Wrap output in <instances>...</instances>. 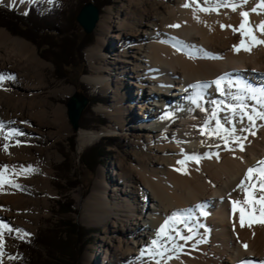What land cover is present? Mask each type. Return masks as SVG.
<instances>
[{
    "label": "bare ground",
    "instance_id": "1",
    "mask_svg": "<svg viewBox=\"0 0 264 264\" xmlns=\"http://www.w3.org/2000/svg\"><path fill=\"white\" fill-rule=\"evenodd\" d=\"M37 1L0 0V5L25 13ZM218 2L126 0L115 10L107 8L96 23V45L87 51L93 74L84 81L110 97L109 106L96 110L115 126L80 131L78 144H92L113 134L122 136L131 149L138 143L145 149L140 156L122 155L109 170L100 169L82 203L81 222L104 225L99 238L101 264H156V260L160 264L264 262V226L241 228L239 212L231 211L232 200H244L245 193L236 186L247 168L264 160V120L256 118L252 127L246 115L241 123L239 109L236 115L230 110V106L242 102L250 115L255 116L253 108L264 111L256 100L249 99L251 93L244 88L264 89V44L253 46L250 52H237L233 46L242 38L249 44L251 41L239 31L233 32L232 27H221H238L240 11H248L255 26L264 21V9L252 13L251 8L260 0H249L235 12L225 7L209 12L197 10ZM235 2L242 4L243 0ZM186 3L190 7L182 6ZM173 24L180 27H169ZM254 35L264 40L259 30ZM46 66L31 43L0 29V73L15 77L0 83V121L7 126L5 131L16 128L23 133L7 140L0 134V171L8 165L5 178L20 185L0 186V224L22 230L0 228V264H7V258L17 253L15 248L7 247L6 238L29 239L37 230L40 216L47 214L48 197L55 194L48 148L71 133L66 108L40 96ZM220 77H224L223 95L213 83ZM197 83L203 87H190ZM72 92L71 87L54 91ZM233 96L242 100H234ZM213 111L226 128H236V136L247 137L242 141L243 151L239 142H232V137L222 131L219 135L227 137V145L216 135L202 134L205 123V131L216 128ZM225 117L231 119V124L224 122ZM242 128L251 130L241 132ZM4 144L9 145L7 152ZM32 148L46 153L47 158L31 154ZM194 155L202 157L199 163L189 160L184 166L177 164L185 156ZM21 166H31L35 171L21 173ZM199 206L206 216L200 214ZM180 210L191 216L188 226L193 232L189 233L184 224L170 221L169 234L158 236L164 221ZM173 228L193 235V239L181 240ZM22 233L28 235L21 238ZM154 239L159 240L155 246L151 244ZM173 244L178 247L173 248ZM158 252H164L163 258L155 255ZM90 258L86 253L84 263Z\"/></svg>",
    "mask_w": 264,
    "mask_h": 264
},
{
    "label": "rangeland",
    "instance_id": "2",
    "mask_svg": "<svg viewBox=\"0 0 264 264\" xmlns=\"http://www.w3.org/2000/svg\"><path fill=\"white\" fill-rule=\"evenodd\" d=\"M88 0H86L87 2ZM126 0H114V3L109 6H105L102 8V11L99 15V18L104 16L107 12V8H111L115 10L118 6H120L123 2ZM24 2V0H23ZM41 2V4H38V6H32L36 9L37 12L43 14L44 17L49 19V22L46 23V26L49 27H57L60 29H65L70 26L69 20L71 16L75 15V12H79L81 6L85 5L84 0H39L37 2H32L29 6L35 5L36 3ZM91 2V1H89ZM0 9L5 11H15L19 15H25V13L28 12L29 7L25 11V13H20L16 9H11L9 7H5L0 5ZM0 29L5 28L0 27ZM96 28L92 34L93 42L84 50V58L87 63V69L86 72L83 70V66H78L74 68H69L66 70V80L57 79L55 77V72L53 69V65L50 62V55L51 53L44 54V56L47 57L48 60L42 59L48 66L43 68V74H44V86L42 87L40 93V96L47 99L49 103L53 105H63L66 108V99H75L77 109L81 111L82 121L86 122L89 127L85 129H79L76 132V146L75 151L70 149L71 144L69 141V136H71L73 132V128L68 120L67 115V108H66V115H67V122L70 126L71 133L67 135L66 137L61 138L60 140L56 141L55 143H52L49 146V153L51 154L50 157V169L52 170L51 174V187L53 192H55L54 195H51L48 197L49 207L47 208V214H42L39 218L38 226L36 232L31 235L29 239H15L13 237L6 238L7 240V247L11 250L13 248L16 249L17 253L15 256L8 257L6 260L7 264H46L45 259V251L41 246H37L34 242L36 240V236L39 233L45 232L47 228H51L52 225H54L53 230L51 231H60V220L59 215L65 216V213L61 211L60 209L57 211L56 208V202L61 197H68L71 198L74 201L73 208L75 209L76 213L72 215V217L75 219L77 223H79L81 226L85 228H94L95 231H93L92 234L89 235L90 241L87 242L85 245L84 250L81 253V256L79 258L80 264H101L102 263V257H103V248H101L99 244V238L104 232V225H86L81 222V212H82V203L84 199L87 197V195L90 193L92 186L97 178V173L100 169L109 170L110 166L116 165L119 158L122 155H132L135 153L137 156H140L142 153H144L143 144L138 143L135 148H129L126 141L123 140L122 136L120 135H105L102 138H116L115 145L108 149L110 154H107L104 159L102 160V164L97 167L96 171H90L86 168H84L80 162L78 155L82 153L83 150L90 147L91 145L95 144L96 142L84 146H80L78 144L77 136L80 131H101L105 128L115 126V123L111 121L108 117L105 115L98 113L96 108L100 106H109V103L111 101L110 97L102 92L98 87H93L90 84H88L86 81H84V78L86 76L92 75L93 71L91 70L90 64L87 59V51L96 45V34H95ZM7 33H9L7 31ZM28 36L31 37L30 32H25ZM24 33V34H25ZM73 34L77 36L79 40H81L82 36H89L85 35L76 23L75 30L73 31ZM9 35H11L9 33ZM12 37H18L26 40L27 42L31 43L27 38L20 37V36H13ZM51 36L55 37L56 33L51 32ZM58 36V35H57ZM50 43V42H49ZM35 49L37 55L40 54L41 49L37 48L33 43H31ZM39 52V53H38ZM39 57V55H38ZM41 59V58H40ZM86 85L88 91H84L82 86ZM65 87H71L73 88V92L69 94H62L58 93L55 94L54 91L56 89L65 88ZM93 92L100 93L105 98V104L103 105H93L91 107L90 101L87 99V95L91 96ZM135 93V91H131V94ZM65 102V105L63 104ZM87 109L89 111H87ZM135 113H138L135 112ZM80 115V116H81ZM94 116L104 117L107 119V123L104 125L97 124L96 120H94ZM54 144V145H53ZM146 152V151H145ZM31 154L41 158H47L46 153H39L35 148H32ZM58 155V157H57ZM78 157V158H77ZM67 160V173L70 172L68 175L64 170H60L59 164L63 160ZM65 164V165H66ZM64 168V167H63ZM59 169V171H58ZM74 173L78 180H79V186L76 187L74 190L70 192L69 187L70 185L65 183V177H71V174ZM72 178V177H71ZM108 180V179H107ZM79 195V198L77 196ZM41 211H43L44 207L43 205L40 206ZM57 235L61 236L62 232H55ZM88 253L90 255L89 262L84 263L83 257L84 255ZM94 258V259H93ZM2 263H5L3 260Z\"/></svg>",
    "mask_w": 264,
    "mask_h": 264
},
{
    "label": "trees",
    "instance_id": "3",
    "mask_svg": "<svg viewBox=\"0 0 264 264\" xmlns=\"http://www.w3.org/2000/svg\"><path fill=\"white\" fill-rule=\"evenodd\" d=\"M89 1L96 6L99 14L103 7L114 3V0H88L87 2ZM87 2L84 0V4ZM77 13L78 11L75 12L74 16H71L69 20L70 26L68 28L60 29L46 26L49 19L37 12L34 7H31L29 12L24 16L18 15L14 11L0 9V27L5 28L11 35L25 37L37 48H42L40 54H38L41 59L48 60L44 54L51 53L50 62L53 65L55 77L65 81L66 70L69 68L83 66L84 72L87 71L88 68H86L87 63L84 58V50L93 42L92 35L82 36L81 40H79L77 36L73 34L76 26L75 17ZM52 31L56 33L55 37L51 36ZM25 32H30L31 37ZM82 88L84 91H88L86 85H83ZM87 99L90 101L91 107L100 103L105 104V98L100 93H93L91 96L87 95ZM68 100L69 99H66V102ZM63 104H65V102ZM87 111L89 110L87 109ZM82 117L83 115H81L78 120V129L89 127L86 122L82 121ZM93 119L96 120L99 125L107 123V119L104 117L94 116ZM69 141L71 144L70 149L75 151L76 130H73L72 135L69 136ZM115 143L116 138L100 139L78 155L80 164L90 171H96L97 167L102 164L104 157L110 154L108 149L112 148ZM66 163L68 162L65 159L59 166H61V171L64 170V172L67 173L68 164ZM69 173L68 171L67 175ZM71 177H65L66 185H70V192L80 185L74 173L71 174ZM73 205L74 201L71 198L61 197L56 202L57 211L60 209L65 213V216L59 215L58 218L60 220V231H51L53 230L52 227H54V225H52L50 229L47 228L45 232L39 233L36 236L34 243L44 249L46 264H80L79 258L81 253L87 242L90 241L89 235L92 234L95 229L85 228L75 221L72 217V215L76 213ZM55 232H62V234L59 236Z\"/></svg>",
    "mask_w": 264,
    "mask_h": 264
},
{
    "label": "snow or ice",
    "instance_id": "4",
    "mask_svg": "<svg viewBox=\"0 0 264 264\" xmlns=\"http://www.w3.org/2000/svg\"><path fill=\"white\" fill-rule=\"evenodd\" d=\"M211 0H204L205 4H210ZM249 0H243L242 4H238L235 2V0H219L218 3L213 5L212 7H202L198 8V11H204V12H209V11H218L219 8L225 7V8H231L233 12L237 11L238 8H241L243 4H248ZM183 7L187 8L190 7V4H184L182 5ZM258 9H264V0H260V3L257 4L255 7L251 8L252 13H258ZM27 14V13H25ZM239 15L242 17L241 22L239 23L238 27H233L232 25H221L222 28L224 27H232L233 32L239 31L242 37H247L250 41L251 44L247 43L245 39H241L238 45H234L233 48L235 51L239 52L241 49L244 51H251L253 46L256 45H261L264 44V40L258 39L254 35L255 30H259L261 34H264V21H261L259 24L252 26L251 22L249 20V15L250 13L248 11H240ZM197 20H199V17H196ZM169 27L173 28H178L180 25L178 24H173L169 25ZM6 79H15V77L11 74H4L0 73V83H2ZM224 80V77H220L217 80H215L213 83L217 86V89L221 91V94H225L223 89L221 88L222 81ZM229 84H231V81H229ZM192 88H200L203 87L200 83L190 85ZM245 90L251 93V96L249 99H254L256 102L261 106V108H264V89H253L250 86L244 85ZM232 99L241 101L242 98L240 96H233ZM224 101H220V104H223ZM219 107V105L217 106ZM247 105L243 104L242 102L237 105H232L230 106V110L233 115L237 114V109H239L241 115H240V121L241 123L243 122V118L246 115L247 119L250 121L251 126H255V120L256 118H259L261 120H264V111H256L255 108L252 109V111L255 113V116L248 114L245 112V108ZM167 118V117H165ZM212 118L216 120V128L212 131H205L208 127L207 123L203 126L202 129V134H206L209 136L216 135L218 138L223 139L225 141V144H228V139L227 137H232V142H239V147L240 150H244V145H243V140H247V137H240L236 136V128L233 126L231 129L226 128L224 124L221 123V120L217 118V112L213 111L212 112ZM224 122L226 124H231V119L228 117L224 118ZM11 123V122H10ZM6 125L3 121H0V134H3V137L5 140L13 137V136H20L23 135V133L16 128H12L10 130L5 131ZM250 128H242L240 129L241 132L243 131H250ZM224 132L227 134V137L225 136H220V132ZM252 135H255L254 132H252ZM17 144H19V141H17ZM9 145L4 144L3 149L5 152H7ZM219 147V145H217ZM231 150V149H229ZM207 158H211V156H207ZM202 157L200 156H185L184 159L178 160L177 164L184 166L186 164V161L189 160H194L195 162L199 163L200 159ZM216 158L219 159V154H216ZM3 171H0V186H3L6 183H11L13 187L20 188L19 184H15L10 180H7L5 178V173L8 171L9 166L8 165H3ZM177 171H180V168L176 169ZM15 172V169H13ZM35 171L31 166H28L27 168H24L23 166L20 167V172L21 173H27V172H32ZM236 189L241 190L242 192L245 193V197L243 202L240 200H232V213L235 214L236 212H239V224L241 228L248 227L252 228L253 224H260L264 226V160L257 161V163L249 168H247L243 178L239 181V183L236 186ZM234 189V191L236 190ZM259 193V195H257ZM231 195V194H229ZM200 207V214L206 216L207 212L203 211L202 206ZM191 219L190 215H186L184 210H180L178 212L172 213V215L167 218L164 221V224L161 225L157 235L158 236H164L169 234V224L170 221H174L175 224H184L185 227L187 228V231L189 233L193 232L192 227L188 226V220ZM199 227H203V225H199ZM0 228H6L9 232L12 231H17L21 232L22 230L19 229H12L6 224H0ZM233 228L235 229V224H233ZM176 232V236H178L181 240H184L187 242L188 240L193 239V235H184L181 233L179 228H173L171 229ZM2 233H0V238H2ZM28 235L27 233H22L21 238L23 236ZM171 238V237H170ZM201 241H197V243H200ZM159 243V240L154 239L152 240L151 244L153 246L157 245ZM178 247L177 245L173 244V248ZM243 247L247 249L248 245L245 243L243 244ZM3 248V242L2 239H0V249ZM149 254L152 255L150 250ZM164 251H168L167 248H165ZM144 253L142 252V255ZM0 255H3V252L0 251ZM155 255H159L161 258L164 256V252H158L155 253ZM155 255H153V259H155ZM171 259V257H169ZM156 264H160V260H156ZM242 264H252V261H243ZM261 264H264V262H261Z\"/></svg>",
    "mask_w": 264,
    "mask_h": 264
},
{
    "label": "water",
    "instance_id": "5",
    "mask_svg": "<svg viewBox=\"0 0 264 264\" xmlns=\"http://www.w3.org/2000/svg\"><path fill=\"white\" fill-rule=\"evenodd\" d=\"M98 19L99 12L92 2H87L85 5H83L75 17L76 23L78 26H80L85 35H89L94 32ZM66 108L68 120L73 130H77V124L81 115V111L77 109L75 99H69Z\"/></svg>",
    "mask_w": 264,
    "mask_h": 264
}]
</instances>
